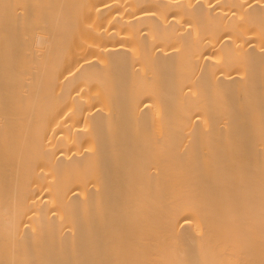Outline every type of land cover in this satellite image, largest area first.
I'll use <instances>...</instances> for the list:
<instances>
[{
  "label": "bare ground",
  "instance_id": "bare-ground-1",
  "mask_svg": "<svg viewBox=\"0 0 264 264\" xmlns=\"http://www.w3.org/2000/svg\"><path fill=\"white\" fill-rule=\"evenodd\" d=\"M0 264H264V0H0Z\"/></svg>",
  "mask_w": 264,
  "mask_h": 264
}]
</instances>
